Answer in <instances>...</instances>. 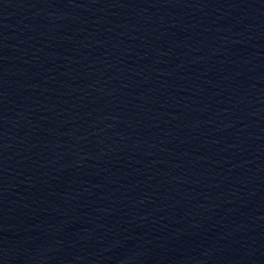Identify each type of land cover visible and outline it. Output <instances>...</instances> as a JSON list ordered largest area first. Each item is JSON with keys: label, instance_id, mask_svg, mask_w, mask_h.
Returning a JSON list of instances; mask_svg holds the SVG:
<instances>
[{"label": "water", "instance_id": "95a60500", "mask_svg": "<svg viewBox=\"0 0 264 264\" xmlns=\"http://www.w3.org/2000/svg\"><path fill=\"white\" fill-rule=\"evenodd\" d=\"M0 264H264V0H0Z\"/></svg>", "mask_w": 264, "mask_h": 264}]
</instances>
